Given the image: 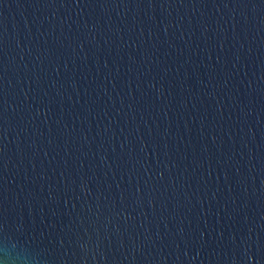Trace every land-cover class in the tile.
<instances>
[{
  "label": "water",
  "instance_id": "95a60500",
  "mask_svg": "<svg viewBox=\"0 0 264 264\" xmlns=\"http://www.w3.org/2000/svg\"><path fill=\"white\" fill-rule=\"evenodd\" d=\"M0 264H264V0H0Z\"/></svg>",
  "mask_w": 264,
  "mask_h": 264
}]
</instances>
